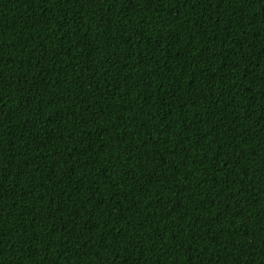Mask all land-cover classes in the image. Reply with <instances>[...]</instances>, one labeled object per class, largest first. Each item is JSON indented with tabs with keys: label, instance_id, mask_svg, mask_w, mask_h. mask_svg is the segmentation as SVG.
<instances>
[{
	"label": "trees",
	"instance_id": "16d2710c",
	"mask_svg": "<svg viewBox=\"0 0 264 264\" xmlns=\"http://www.w3.org/2000/svg\"><path fill=\"white\" fill-rule=\"evenodd\" d=\"M0 264H264V0H0Z\"/></svg>",
	"mask_w": 264,
	"mask_h": 264
}]
</instances>
